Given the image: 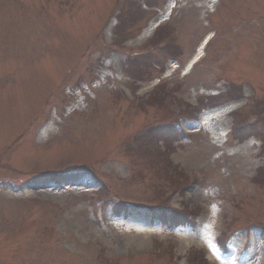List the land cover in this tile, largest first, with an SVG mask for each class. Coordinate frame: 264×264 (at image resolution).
Masks as SVG:
<instances>
[{
	"label": "rangeland",
	"instance_id": "obj_1",
	"mask_svg": "<svg viewBox=\"0 0 264 264\" xmlns=\"http://www.w3.org/2000/svg\"><path fill=\"white\" fill-rule=\"evenodd\" d=\"M263 166L264 0H0V264H264Z\"/></svg>",
	"mask_w": 264,
	"mask_h": 264
},
{
	"label": "bare ground",
	"instance_id": "obj_2",
	"mask_svg": "<svg viewBox=\"0 0 264 264\" xmlns=\"http://www.w3.org/2000/svg\"><path fill=\"white\" fill-rule=\"evenodd\" d=\"M128 231H130V229H128ZM137 232H145V233H148L149 231H140L139 229H137L136 230ZM150 233V232H149ZM211 239V236H210V234H206V235H204L203 236V240H204V242L207 244V245H209V242H208V240H210Z\"/></svg>",
	"mask_w": 264,
	"mask_h": 264
}]
</instances>
